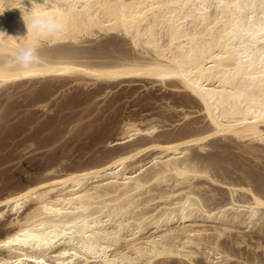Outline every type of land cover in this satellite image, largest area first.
<instances>
[{"label":"bare ground","instance_id":"obj_1","mask_svg":"<svg viewBox=\"0 0 264 264\" xmlns=\"http://www.w3.org/2000/svg\"><path fill=\"white\" fill-rule=\"evenodd\" d=\"M234 2L0 0V264H264V8Z\"/></svg>","mask_w":264,"mask_h":264},{"label":"rangeland","instance_id":"obj_2","mask_svg":"<svg viewBox=\"0 0 264 264\" xmlns=\"http://www.w3.org/2000/svg\"><path fill=\"white\" fill-rule=\"evenodd\" d=\"M79 126H80V124H79ZM82 131H83V129H82ZM72 132H74V131H72ZM72 132H71V135L70 134L66 135L67 137H69V135H70L72 138L69 137V139L67 138L66 141H65V138H66V136H65L64 140L62 139L63 141L60 140V143H61V141H62V143L65 141L64 143L66 145L64 144V146L68 150H70L72 152L71 153L68 150L67 151L70 152L71 154L66 152L68 154L67 156H70L68 161H71V160L72 161H76L78 158L82 157V159L83 158L85 159V158L91 156L94 153V151H95V149L97 147L88 146V144H87L88 140H86L87 139L86 138L87 133H86V136H85V134H84L85 132L81 133V134L77 132L79 134V136L81 135L82 137H83V134H84L85 139L82 140L81 136L78 137L77 134L74 132V136L76 134L75 137L81 139L82 140L81 141V140H79L77 138L73 139L74 136H72ZM3 141L6 142V143L7 142L11 143L12 140L10 141V139H8L6 141L5 140H3ZM85 141H87V143H85ZM66 142H68V144ZM60 143H58V145H60ZM45 150H46V148L44 150L43 149L42 150L41 149H37V151H33L31 153H28L22 158L25 159L26 157L27 158L32 157L34 159H38L39 160V158H41L43 156V154L46 153ZM21 165H22V163L19 162V158H16V159H14V160H12L10 162H6V163L4 162L3 164L0 165V189L5 187V186H7V187L9 185L11 186V184H14V182H17V181H19L21 179V177L18 174V171L19 170H23V168L26 167V164H25V166L23 168H21Z\"/></svg>","mask_w":264,"mask_h":264},{"label":"snow or ice","instance_id":"obj_3","mask_svg":"<svg viewBox=\"0 0 264 264\" xmlns=\"http://www.w3.org/2000/svg\"><path fill=\"white\" fill-rule=\"evenodd\" d=\"M196 6H201V5H194V7H196ZM202 7L207 8L209 6L208 5H203ZM212 7H215V5H213ZM220 7H223V3H221ZM261 7L264 8V0H262ZM229 8L237 10V12H238V14L240 16V19L238 20V24H242V23L246 22V18H247V14H248V5H247V3H242L241 0H235V2L233 4L229 5ZM262 30H264V26H262ZM9 243H11V242H9ZM0 247H4V245H0ZM65 255H67V253H65ZM37 264H43V262L42 261H38Z\"/></svg>","mask_w":264,"mask_h":264}]
</instances>
